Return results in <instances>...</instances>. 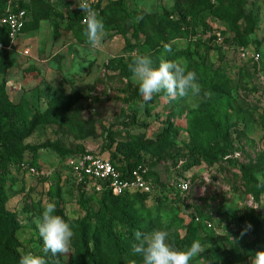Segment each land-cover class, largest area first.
I'll return each instance as SVG.
<instances>
[{"label": "rangeland", "instance_id": "obj_1", "mask_svg": "<svg viewBox=\"0 0 264 264\" xmlns=\"http://www.w3.org/2000/svg\"><path fill=\"white\" fill-rule=\"evenodd\" d=\"M19 3L48 19H34L10 40L2 15ZM98 3L96 11L107 6L102 52L85 42L83 20L69 18L82 13L77 0H0V214H12L18 226L11 245L17 264L27 251L47 264H142L132 246L123 253L92 236L100 198L69 167L82 153L142 159L153 190L142 202L155 217L148 233L166 230L180 249L199 240L205 253L190 264H225L227 255L231 264H251L264 250V194H249L244 178V171L264 175V0H94L92 7ZM140 15L134 36L132 19ZM239 34L240 53L233 43ZM133 53L149 54L157 64L162 54L186 63L197 73L199 94L170 100L161 92L145 102L129 68ZM220 111L215 130L211 121ZM197 145L218 149L217 161L196 157ZM33 160L36 174L18 167ZM49 202L74 232L66 256L42 251L35 220ZM222 212L240 216L245 226L225 222ZM200 214L211 240L196 220ZM129 215L117 211L122 220ZM121 218L114 222L118 239L129 232ZM248 222L252 228L241 236ZM4 239L5 228L0 256Z\"/></svg>", "mask_w": 264, "mask_h": 264}, {"label": "clouds", "instance_id": "obj_2", "mask_svg": "<svg viewBox=\"0 0 264 264\" xmlns=\"http://www.w3.org/2000/svg\"><path fill=\"white\" fill-rule=\"evenodd\" d=\"M93 2L94 0H77L76 6L84 14L85 42L92 50L102 52L106 35L105 24L92 7ZM145 12L150 14L151 9L146 7ZM142 18L143 16L140 15L135 20L138 23ZM170 51L171 46L165 44L164 52ZM129 68L133 78L139 82L138 90L145 102L150 101L156 93H166L170 100H174L187 97L190 93L198 95L201 90L194 70H190L184 62L165 59L163 54L157 64L149 54L133 53ZM255 179V187L264 188V175L255 174ZM35 223L42 238V251L45 254L50 252L52 256L58 257V254L66 256L71 253L74 232L71 225L61 215L56 214L54 203L49 202L44 206L41 216L35 220ZM251 228L250 223L246 224L241 236ZM133 235L137 242L132 245V252L142 257V264H190L206 250L199 240H193L190 247L177 248L173 242H170L169 233L159 228L147 234L137 230ZM19 264H47V261L45 256L27 251L21 255ZM132 264H135V261ZM198 264H205V261L201 259ZM251 264H264V250L256 251Z\"/></svg>", "mask_w": 264, "mask_h": 264}, {"label": "trees", "instance_id": "obj_3", "mask_svg": "<svg viewBox=\"0 0 264 264\" xmlns=\"http://www.w3.org/2000/svg\"><path fill=\"white\" fill-rule=\"evenodd\" d=\"M110 2H117V0H108V5ZM118 3L121 4V2L119 1ZM100 6V4L98 3L97 6H93L94 9L98 8ZM107 6L103 9L101 8L100 10L98 9V14L101 17V14H104L105 10H106ZM12 9H16V10H24L26 13V18L27 21L25 23V25L23 26L22 30L20 33L24 32L25 29L27 28V26H29L30 24H32L34 22V19L39 20H45L48 19L46 12L44 11H39V10H34L32 11V13H29L27 9H25L21 3L17 4L14 8ZM4 15V14H3ZM2 15V16H3ZM83 12L80 13H71L69 14V18L70 19H77L78 21H82L83 20ZM129 17H132L131 14H128ZM232 13H229L226 15L227 18H231ZM230 21V19H229ZM132 25H133V35L137 36L138 33V27L136 25V21L134 19H132ZM4 33L6 35V37L9 39L8 37V29L5 25L2 24ZM242 40H243V35L239 34V37L234 38L233 43L234 45H236V49L239 50L240 53V49H243L242 44ZM164 45V44H163ZM162 45V46H163ZM208 74V73H207ZM212 76V75H211ZM209 76V77H211ZM221 107L219 106L218 109H220ZM222 112L220 111L219 114L216 117H213L212 121H211V125L213 126V128L215 130H220L219 129V122L223 120V116H221ZM49 114H43L42 118L48 117ZM220 133V132H219ZM193 152L196 155V157L200 158L202 161L207 162V163H214L217 161V157L219 155V150L218 149H208L206 147L197 145L196 147L193 148ZM93 155V156H97L100 157L99 155H95V154H91V153H82L79 154L76 157H81L83 155ZM132 157V156H131ZM131 157H125L124 160L122 162L118 161L115 159V156H110L108 157L107 160L109 163H111L116 170H118L121 175L123 177H127L130 175V173L132 172V170H134L138 165H142L143 167H145L144 162L142 161L141 158L137 157V158H131ZM28 164L30 167L34 168L37 171V164L36 161L33 160L32 162H19L18 167L20 164ZM244 170V169H243ZM146 180H149V173H146L145 175ZM244 178L247 184V189L249 194H251L253 197L257 198L258 196L264 194V188H260L257 189L255 187L256 184V179L255 177L244 171ZM85 182V183H84ZM84 182H80V184L84 185L86 184V181ZM180 187V186H179ZM89 190V189H88ZM92 194H95L97 196H99L98 198H100V208L98 213L93 214V216L96 218V223L94 225L93 231H92V236L98 237L100 238V240L102 241V243H104L107 246H110L114 249L117 250H122L123 253H126V250L128 249V247L132 246V239L135 238L133 233L137 230L141 231L142 233L147 234L148 231L151 229V220L155 219V217H153V214L151 213V210H148L146 205H144L143 200L145 202V200H149L151 199V192L153 190H151V192L146 193V192H135V193H125V194H121V195H114L108 188H104L100 191H95V190H89ZM138 205V211L140 210L141 214H144V217L142 220H140V215L139 212H135V205ZM120 207H122V211H126L128 212V214L130 213V217H128V219H123L121 218V216H117V211L120 209ZM84 210L88 212V208L84 205ZM221 217L223 218V220L227 223H230V220L232 218H234L237 223H238V227L239 228H243L245 225L244 219H242L240 216H230L225 212L221 213ZM121 218V221H123V223L125 225L128 226L129 228V232L127 233V235H125L123 238L118 239L116 237L115 234V229H114V222L116 219ZM201 218V219H200ZM200 218L197 217V222L201 225L200 227L202 228V231L205 232L210 238L208 240L212 239V235H211V230L208 229L210 227H207V225L205 224V216H202L200 214ZM200 219V220H199ZM243 223V224H242ZM249 223V222H248ZM5 228V239H4V243L2 245V254L0 256V264H3L7 261V264H17V254L16 252L11 248L12 244H16V240H15V232L18 230V226L15 222V219L13 217L12 214L8 213V212H4L0 214V229ZM123 242L126 243V246H119L118 242ZM86 256L88 259L91 258V255L88 254V252H86ZM230 257L229 255H227V258L224 260L225 264H231V262L229 261ZM58 264H67V262H59Z\"/></svg>", "mask_w": 264, "mask_h": 264}, {"label": "built area", "instance_id": "obj_4", "mask_svg": "<svg viewBox=\"0 0 264 264\" xmlns=\"http://www.w3.org/2000/svg\"><path fill=\"white\" fill-rule=\"evenodd\" d=\"M26 21L27 18L24 10H6L2 17V24L7 27L10 40L18 37ZM252 57L257 60L258 54ZM259 95L264 102V82ZM69 167L79 183L86 181L85 185L89 186L90 190L93 189L97 192L104 188H108L114 195H121L135 192L149 193L152 190L151 182L145 178L147 173L146 168L142 165H138L132 170L129 176L123 177L107 160L87 154L71 159ZM19 168L31 174L37 173V171L28 164L22 163L19 165ZM184 187L185 186H180L182 189H184Z\"/></svg>", "mask_w": 264, "mask_h": 264}]
</instances>
